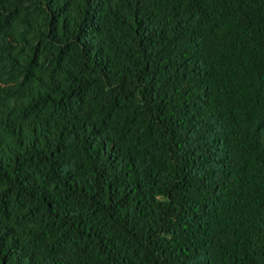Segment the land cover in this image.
<instances>
[{
	"label": "trees",
	"instance_id": "trees-1",
	"mask_svg": "<svg viewBox=\"0 0 264 264\" xmlns=\"http://www.w3.org/2000/svg\"><path fill=\"white\" fill-rule=\"evenodd\" d=\"M0 264H264V0H0Z\"/></svg>",
	"mask_w": 264,
	"mask_h": 264
}]
</instances>
